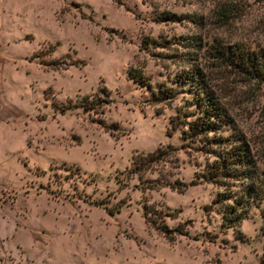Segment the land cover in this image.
Instances as JSON below:
<instances>
[{
    "label": "rangeland",
    "instance_id": "1",
    "mask_svg": "<svg viewBox=\"0 0 264 264\" xmlns=\"http://www.w3.org/2000/svg\"><path fill=\"white\" fill-rule=\"evenodd\" d=\"M233 45L264 49V0H0V264H264V188L224 227L237 182L181 136L196 66L264 173V81L215 58Z\"/></svg>",
    "mask_w": 264,
    "mask_h": 264
},
{
    "label": "trees",
    "instance_id": "2",
    "mask_svg": "<svg viewBox=\"0 0 264 264\" xmlns=\"http://www.w3.org/2000/svg\"><path fill=\"white\" fill-rule=\"evenodd\" d=\"M214 56L219 61L232 66L244 77L264 81L263 48L249 50L238 45L214 48ZM128 76L139 84L148 85L140 72L128 71ZM201 76L196 66L182 68L175 74L176 82L187 83L196 105L194 116L184 122L185 128L181 130V136L198 141L202 151L212 155V160L206 163L199 173L203 179L214 183L219 179L237 182V190L218 192L212 202L217 204L215 209L219 213L220 224L231 227L237 235H241L235 225L239 219L245 217L248 205L255 201L256 195L264 188V173L256 172L245 138L235 128L232 119L213 91L206 87ZM157 92L159 93L157 99L174 97L170 86H161ZM100 93H106L103 86L100 87ZM92 100H87V96H83L80 104L86 108L90 104L88 102L95 105L104 102L99 94L94 95V101ZM220 127H225L229 131L226 134H220L217 132ZM165 152V149L157 147L143 155H134L131 158L132 167L134 170L138 169L137 171L143 170L142 166L146 162L158 160ZM137 176L139 177V174ZM262 215L264 216V210ZM156 227L163 233L171 230L164 223Z\"/></svg>",
    "mask_w": 264,
    "mask_h": 264
}]
</instances>
